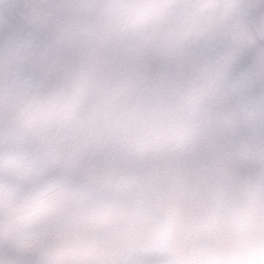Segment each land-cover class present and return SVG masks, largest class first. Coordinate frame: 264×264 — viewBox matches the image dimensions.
<instances>
[{
  "label": "clouds",
  "instance_id": "clouds-1",
  "mask_svg": "<svg viewBox=\"0 0 264 264\" xmlns=\"http://www.w3.org/2000/svg\"><path fill=\"white\" fill-rule=\"evenodd\" d=\"M0 264H264V0H0Z\"/></svg>",
  "mask_w": 264,
  "mask_h": 264
}]
</instances>
